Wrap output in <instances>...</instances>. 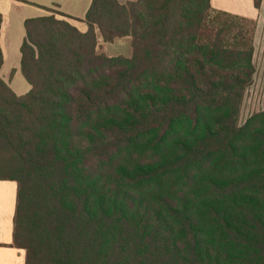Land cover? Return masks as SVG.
I'll return each mask as SVG.
<instances>
[{"label":"trees","instance_id":"obj_1","mask_svg":"<svg viewBox=\"0 0 264 264\" xmlns=\"http://www.w3.org/2000/svg\"><path fill=\"white\" fill-rule=\"evenodd\" d=\"M42 8L23 20L29 90L0 75L24 264H264V109L238 123L256 21L210 0H91L81 31ZM97 33L131 54L98 52Z\"/></svg>","mask_w":264,"mask_h":264},{"label":"crops","instance_id":"obj_2","mask_svg":"<svg viewBox=\"0 0 264 264\" xmlns=\"http://www.w3.org/2000/svg\"><path fill=\"white\" fill-rule=\"evenodd\" d=\"M119 1L124 2L126 0ZM90 3L91 0H0V49L3 59L0 68V75L2 79L11 87L14 74L17 70L20 71L19 50V63L17 66H13V74L10 73L9 77H4L5 75L3 76V69L6 66V53H9V51L13 48L9 38L4 40V43L2 42L5 24L7 22L6 17H24L22 19L23 25V20L26 17L48 15V11L42 8V6H48L56 7L57 10L64 12L70 17L68 19L77 20V18L80 19L84 17ZM210 4L214 9L223 10L232 14L253 19L256 21V27H258L257 23L260 22V18L264 17V0H260L258 7L254 5V0H210ZM32 6L44 10L45 13L38 12L34 16L24 14L25 11L31 10ZM74 25L81 31H85L87 29V25L84 29H80L77 24ZM255 32H257V30ZM24 35L25 30L23 36H19V40L14 46V53L19 49ZM16 86L18 87L19 85ZM11 88L16 94L21 95L29 90L30 85L28 82L20 83L18 90L14 87ZM16 192L17 184L14 180H0V264L25 263V250L15 246L13 243V218L16 207Z\"/></svg>","mask_w":264,"mask_h":264},{"label":"rangeland","instance_id":"obj_3","mask_svg":"<svg viewBox=\"0 0 264 264\" xmlns=\"http://www.w3.org/2000/svg\"><path fill=\"white\" fill-rule=\"evenodd\" d=\"M53 10L56 7H52ZM57 10V9H56ZM38 12L45 13L37 7L32 6L31 10L25 11L24 14L34 16ZM48 13H50L48 11ZM264 14V9H263ZM24 17H6L5 30L2 37V42L4 40H9L12 43L13 48L9 53H6V66L3 69V76L9 77L13 66H17L19 63V49L14 53V46L18 42L19 36H23L24 30L22 25V19ZM71 23L77 24L80 29L86 27L85 22L77 21L75 19H68ZM258 27H255L254 33V51H253V63L255 66V71L253 74L251 84L246 88L243 96V101L241 104V109L238 117V123L241 124L243 121L254 111L264 109V17L260 18V22L257 23ZM22 38V37H20ZM131 38L129 36H124L116 38L112 42H104L100 35L97 33V50L109 56L114 55H125L129 56L131 54L130 46ZM5 48V45H4ZM14 79L11 87L18 90L20 83H27L23 75L19 70L14 74ZM16 85H19L18 87Z\"/></svg>","mask_w":264,"mask_h":264}]
</instances>
